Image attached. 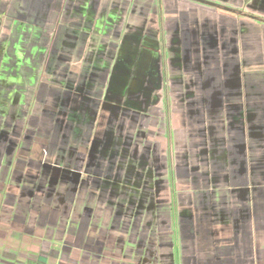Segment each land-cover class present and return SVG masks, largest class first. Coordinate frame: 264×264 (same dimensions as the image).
<instances>
[{
    "label": "crops",
    "instance_id": "1",
    "mask_svg": "<svg viewBox=\"0 0 264 264\" xmlns=\"http://www.w3.org/2000/svg\"><path fill=\"white\" fill-rule=\"evenodd\" d=\"M205 1L0 0V264H264V0Z\"/></svg>",
    "mask_w": 264,
    "mask_h": 264
},
{
    "label": "water",
    "instance_id": "2",
    "mask_svg": "<svg viewBox=\"0 0 264 264\" xmlns=\"http://www.w3.org/2000/svg\"><path fill=\"white\" fill-rule=\"evenodd\" d=\"M197 1L206 2V3H208V4L214 5V3H212V2H208V1H205V0H197ZM224 9H228V10H230V9L227 8V7H224Z\"/></svg>",
    "mask_w": 264,
    "mask_h": 264
},
{
    "label": "trees",
    "instance_id": "3",
    "mask_svg": "<svg viewBox=\"0 0 264 264\" xmlns=\"http://www.w3.org/2000/svg\"><path fill=\"white\" fill-rule=\"evenodd\" d=\"M244 15H247V16H250V17H253V18H257L256 16L250 14L249 12L244 13Z\"/></svg>",
    "mask_w": 264,
    "mask_h": 264
}]
</instances>
